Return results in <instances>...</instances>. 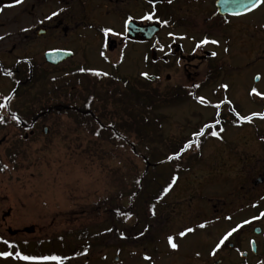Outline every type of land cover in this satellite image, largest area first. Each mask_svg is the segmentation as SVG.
<instances>
[{
    "label": "rangeland",
    "instance_id": "1",
    "mask_svg": "<svg viewBox=\"0 0 264 264\" xmlns=\"http://www.w3.org/2000/svg\"><path fill=\"white\" fill-rule=\"evenodd\" d=\"M259 15L264 16V6L249 14L248 19L252 18L257 23L250 31H246L247 39L233 59V63L242 62L248 70L239 84L252 85L261 93L260 96L252 95L254 99L252 101L257 102L255 106L250 104L249 108H237L241 115L264 113V62H250L256 59V55H261V50H264V22H262L264 17L261 18ZM257 18L260 19L257 21ZM15 27L13 26V29ZM8 46L0 45V51ZM19 46L23 51L24 45ZM147 48L148 45L144 43L126 42L123 61L118 69L120 74L137 80L135 77L137 74L146 70L147 73L150 72ZM256 48L261 50L257 52ZM243 52L245 54H242ZM37 59L43 61L42 56ZM72 59L59 67L62 70H69L78 62L77 58ZM87 65L90 69L109 72L112 63L110 64L104 55L99 54L91 55ZM46 67L48 65L45 64ZM188 70L197 75L192 82H188L186 72ZM188 70L174 66L167 67L163 70V75L169 73L170 79L164 80V76L161 75L162 80L151 83L150 87L161 95H167L181 92L180 85L200 83L201 68L194 71V68L188 67ZM254 72L261 75L255 83ZM55 80L57 83L68 82L70 85H77L80 82V79H76L72 74ZM215 84L216 82L199 84L197 95L211 101V104L215 103L216 94L211 93ZM69 89L67 87V90ZM184 90H187V87ZM11 92V82L0 76V95L8 96ZM23 100H28V94L25 92L19 99L20 103ZM54 100L62 101L64 104L66 102L62 98ZM52 103L53 101H48L46 106ZM131 103L126 101L121 108L120 116L125 120V127L122 130L134 149L140 151L142 146L137 143L139 139L137 128L141 132L140 136L145 137L146 127L138 120L141 116L139 111L141 107H137L138 103ZM17 104L19 103L9 102L11 108L16 107ZM105 111L108 112L106 117H109L110 108L107 107ZM5 112H7L6 108H0V113ZM213 112V107H204L193 100L163 110L165 115L162 114L156 128L155 126L154 129L151 128V133L145 137L154 142L153 154L164 157L171 151L159 143L164 137L181 140L180 138L189 136L188 133L195 131L197 124L209 120ZM120 116H116L118 120ZM56 117L60 116L52 115L42 124L48 127L46 136L40 132L29 135V131H26L27 138H24L25 145H23L26 154L23 158L19 157L15 169L13 162H9L6 156V149L11 147L16 136L23 138V134L19 133L12 137V134L16 133L14 128L0 127V137L2 135L10 137L0 145L1 238L13 242L17 245L16 248L25 254L61 255L65 251L61 249L66 248L68 244L71 245L72 236L61 239L58 236L71 232L80 233L74 242L79 249L77 257H68L63 264H173L174 261L203 264L215 259L210 256V252L215 246L214 242H217L228 226L226 217H231L232 209L238 203L240 193L237 190L242 176L249 183L261 171L264 158L261 146L256 141L258 138L256 134H264V119L253 120L252 125L245 127L244 124L233 122L234 124L228 125L220 133L219 138H208L199 152L192 154V150H188L183 160L185 162L186 158L190 159L193 155L194 168L179 178L177 186L166 197L163 206H159L156 218L152 219L145 215L131 216L127 222L124 221V224L120 225L124 233V238H121L120 234L109 229L111 226L109 205L118 202L119 191L123 190L122 187L118 190L115 187L116 171L122 167L125 169L124 163L132 165L133 171H137V166L142 162L137 160V155L135 156L131 151L132 146L126 150L121 145L116 147L112 142L106 144L105 140L98 139L96 144H93L86 134L71 132L70 126L73 127L72 123H74L72 120L60 117L55 119L56 123H54ZM117 119L115 121L118 124ZM40 129L39 127V131ZM76 135L79 136L78 139ZM98 136L106 137V134ZM5 165L7 167H4ZM168 166L165 165L163 171H166ZM112 169L114 171L110 174L103 171L109 172ZM166 176L167 174L162 173V178ZM232 192L237 193L235 195ZM96 194L101 198H97ZM120 203L122 204L120 206H126L128 200L123 198ZM93 205L95 212L92 210ZM136 209L137 204L134 211ZM6 211L10 213L4 216ZM205 222V228L196 227ZM185 227H192L195 231L180 237L178 234ZM8 228L19 231L9 234ZM84 233H90L91 236L87 246L82 247ZM139 234L141 236H138ZM170 235L173 236V242L178 245L176 249H172L168 244L167 237ZM62 241L66 244L63 247ZM197 252L200 253L199 256L196 255ZM145 256L150 259L145 260ZM231 262V258L224 260L225 264ZM0 264H27V262L6 258L0 259ZM46 264L55 263L46 262Z\"/></svg>",
    "mask_w": 264,
    "mask_h": 264
},
{
    "label": "flooded vegetation",
    "instance_id": "2",
    "mask_svg": "<svg viewBox=\"0 0 264 264\" xmlns=\"http://www.w3.org/2000/svg\"><path fill=\"white\" fill-rule=\"evenodd\" d=\"M12 3L13 0H0V45H9L0 51V76L9 80L11 86L12 80L7 73H24V69H29L26 61L32 62L38 76H44L46 71L63 74L80 68L90 69L87 65L88 58L101 52L112 63L108 74H120L118 69L123 61L126 42L138 43L126 39L125 21L128 20L138 25L155 24L159 27L154 38L144 43L149 44V52L153 50L155 53V59L150 63V75L155 77L153 83L162 80L161 75L167 67L174 66L183 70L191 67L194 71L201 68V82H210V76H215L217 103L221 100L230 101V104H221L219 109L221 122L226 120L227 123L222 127L223 130L230 124L239 123L245 127L252 125L253 120L264 119L255 116L251 122H236L231 111L234 109L238 112L237 108H249L250 104L255 106L257 103L252 101L253 94H250L254 86L239 84L248 72L246 66L242 62L233 63L238 49L247 39L246 31H250L257 23L252 18L248 19L249 14L254 11L242 15L221 12L216 5L217 0H171V3L168 0H21V3L9 7ZM54 11L58 13L56 16L45 19ZM149 13L153 15V19H142ZM165 20L168 21L167 24L162 23ZM13 26L16 27L13 29ZM106 27L123 35H105L102 29ZM169 33L173 35L169 36ZM205 37L219 43L197 47ZM20 44L24 45L23 51L19 49ZM55 50L69 51L71 55L62 62L53 64L46 60L45 53ZM259 50L261 49H255L257 52ZM212 53L216 55L213 56ZM39 56L43 57L42 62L37 59ZM72 58H77L78 62L69 70L59 67ZM256 61L264 62V50L250 62ZM45 64L48 67L45 68ZM186 72L189 79L197 76L195 72ZM257 75L260 79L258 72H254L253 77ZM163 76L164 80L170 79L169 73ZM98 77L102 80L106 76ZM258 80L255 79L254 83ZM222 85H227V88ZM2 99L0 95V101ZM10 102H14V99ZM6 109L8 111V107ZM256 136L264 158V134ZM258 174L249 183L242 176L237 190L240 193L238 203L232 209L231 219H226L228 226L220 237L236 224L264 211V161ZM232 193L236 195L237 192ZM217 254H210L215 259L203 264H225L224 260L228 258L232 259L231 264H264V217L234 233ZM173 264L189 263L174 261Z\"/></svg>",
    "mask_w": 264,
    "mask_h": 264
},
{
    "label": "trees",
    "instance_id": "3",
    "mask_svg": "<svg viewBox=\"0 0 264 264\" xmlns=\"http://www.w3.org/2000/svg\"><path fill=\"white\" fill-rule=\"evenodd\" d=\"M26 66L29 69L27 71L24 69V73L20 72L16 75H10L12 80V92L10 95L17 100L19 104L10 110L8 115L9 119L5 120L4 118L3 124L4 126L11 124L16 130L15 136L19 133L24 134L29 130H33L35 134L39 133V127L46 122L48 118L52 115H59L60 117L71 119L74 122L73 127L70 126L71 132L76 133V131H78L79 135L86 134L91 143L96 144V139L100 141L105 140L106 144L112 142L116 147L121 145L127 150L132 145L127 137H125V133L122 130V128L125 127V120L120 116L121 108L126 101L138 103L137 107H141L140 110L138 109L141 111V116L138 120L145 124V134L147 136L151 133V128L154 129V126L156 128L162 114L165 115L163 110H166L170 106L180 105L190 98L195 97V94H193L195 86H180L179 91L181 92L161 95L150 87L152 82L142 79L140 75L135 76L137 80H132L123 74H111L100 80L98 76L87 73L88 71L80 72L76 70L67 74H54L46 71L44 76H38L36 71H34L35 69L31 61H26ZM69 74H72L73 77L78 80L80 79V82L77 85H70L68 82L62 84L57 83L55 80L56 78L58 79ZM210 79L213 81L212 76ZM67 87L70 89L67 90ZM186 87L187 90H184ZM34 88L35 91H33ZM76 88L77 90H75ZM188 89H190V91H188ZM73 90H75V93H73ZM24 92L28 94V100H23L20 103L19 99L23 97ZM55 98H62L66 102L65 104L62 101L56 102L54 100ZM45 101H53V103L46 106L47 102L45 103ZM130 106L132 107V105ZM107 107L111 110L109 117H106L108 114V112L105 111ZM12 114L19 117V122L12 119ZM116 116H120V119L118 120ZM60 117L54 118V123H56L55 119ZM151 118L153 120H149ZM116 119L119 122L118 124L115 121ZM212 121L211 119L204 123L197 124L198 127L195 131L205 123H211ZM135 124L137 125V122H135ZM210 131L211 130L206 129L205 134L200 136L201 139L192 136L194 131L190 132L191 137L184 136L183 139L186 138L184 140L182 138L179 140V138L171 139L164 137L159 143L171 151L164 157H158L160 154H153L152 152V145L154 142L145 138L146 136H140L141 132L137 128V136H139L137 143L142 146V150L136 151L134 146H132L131 151L135 156L137 155V160L141 161L142 164L137 166V171H133L134 167L128 163H124L125 169H123V167L122 169H117L115 187L117 190L119 187H122L123 190L119 191L120 195L118 202L115 204L113 203L114 205L112 206L109 205V222L111 223L109 229H113L112 231H114V233L116 232L121 235L123 229L120 228V225H123L124 221L127 222L131 216L139 217V215H145L154 219L157 216L159 206H163L169 191L178 184L179 178L182 175L191 170V165L188 162L189 157L188 159L186 158L184 162L183 156L188 150L200 149L211 135ZM97 132H99L100 135L106 134V137L98 136ZM78 137L79 136L76 135V139H78ZM16 138L17 139L13 140L14 143H12L11 147L6 149V156L9 158L10 162H13L14 167L17 166L19 157L23 158L26 154V151L23 149V145H25L24 139ZM190 139L198 140L199 146L197 147L194 143L190 149L182 154L179 160L169 161L167 159L178 146H181ZM165 165L169 166L166 171H163L162 168ZM103 171L110 174L114 170L112 169L109 172L107 170ZM162 173L167 174L166 178H162ZM173 175L177 177V180L172 188L167 193H164L163 189L171 183V177ZM137 181L139 182L137 183ZM96 197L99 199L101 198L97 196V194ZM123 198L128 200L126 206H120L122 205L120 201ZM135 200L136 202H134ZM136 204L137 209L134 211ZM115 205H117V208ZM92 207V210L95 212V205ZM129 213L130 215H127L126 218V214ZM116 226H118L117 229ZM63 235L64 234L59 235L58 238L61 239L72 236V240L71 245H66L62 241V247L66 245V248L64 247L62 250H65L64 253L68 254L70 257H75L79 249L74 245V242L76 237L80 236V233L71 232ZM90 236V233L82 234L84 238V244H81L82 247L87 246ZM139 236L141 235L139 234ZM121 238L124 237L122 236ZM121 244L123 243L121 242ZM14 245L13 248L9 249L6 245L0 243V251L15 252L17 245ZM0 259L6 258L0 257Z\"/></svg>",
    "mask_w": 264,
    "mask_h": 264
},
{
    "label": "snow or ice",
    "instance_id": "4",
    "mask_svg": "<svg viewBox=\"0 0 264 264\" xmlns=\"http://www.w3.org/2000/svg\"><path fill=\"white\" fill-rule=\"evenodd\" d=\"M168 2L171 3V0H168ZM224 2L226 4L231 2V3H235V4L238 5V7L233 10V14L234 15L247 14V13L255 11L258 8L264 6V0H224ZM19 3H21V0H13V3L8 5V6L11 7V6H14L15 4H19ZM57 14L58 13L54 11V12L51 13L50 17H45V19H51V17H54ZM130 19H131V17L129 18V20ZM142 19L151 20V19H153V15L151 13H149L147 16L142 17ZM162 23L167 24L168 21L165 20ZM127 24H128V20L125 21V25H127ZM23 31H27V29H23ZM102 32L105 35H108V34L123 35L122 33H115L112 28H107V27L103 28ZM168 35L171 36L173 34L169 33ZM208 43L217 44L219 42L217 40H211L210 41L207 37H205L204 39L199 41V43L197 44V47H200L201 45L208 44ZM225 51H227V49H225ZM103 55H104V53L101 52V56H103ZM212 55L215 56L216 53H212ZM79 71L80 72L88 71V72L93 73L96 76H107L108 75L107 72H102V71L96 70V69L80 68ZM7 74L8 75H12L11 72H8ZM141 75L145 76L146 78L148 77L147 73H141ZM254 79L258 80L259 76L257 75L256 77H254ZM222 87L227 88V85H222ZM250 94H255L257 96L261 95V93H259L256 90V88H254V87L251 89ZM11 99H12L11 95L4 96L3 97V101L4 102L0 103V108H7L9 106V102L11 101ZM196 99L202 105L211 106V107L216 108L217 112H216L215 117L213 118V121L211 123H205L197 131H194L192 133V136L193 137L203 136L205 134V130L207 129V130H211L210 134L213 137L219 138L220 132H222L223 129L220 128L219 131H216V130H213V129H215L216 126L221 124V120L219 118L220 117L219 109H220L221 104H224V103L230 104V101L221 100L218 103L212 105L211 101L205 99L203 96H199ZM231 111L233 112V115L235 117V121L236 122H245V121L251 122L252 118L255 117V116H259L261 118H264V113H252L251 115H241L239 112H236L234 109H231ZM12 119L17 120V122H19V117L16 116L15 114H12ZM3 122H4V118L2 116H0V123H3ZM97 135H99V132H97ZM194 143L196 144L197 147L199 146L198 140H191L190 139L187 142L183 143L181 146H178V148L176 150H174L173 153L167 157V159L169 161H171V160H179L181 158L182 154H184L188 149H190L193 146ZM4 167H7V165H5ZM176 180H177V177L175 175H173L171 177V183H169L167 185V187H165L163 189V192L167 193L172 188V186L176 182ZM138 182L139 181H137V183ZM153 214H154V212H153ZM127 215H130V213L126 214V218H127ZM262 217H264V211H261L258 216H253L249 220H243L241 223H238L234 227H231L230 229H228L219 238V240L215 244V246L211 249L210 254L211 255H215L217 253V251L222 248V246L226 245V242L229 241L230 237H232L234 233H237L245 225L250 224L252 221L259 220ZM226 219H231V217H226ZM196 227L200 228V229H203V228L206 227V222L205 223H200ZM194 231H195V229L192 228V227H185L183 230H181L179 232L178 235L180 237H184V236H186L189 233H193ZM121 236H123V233H121ZM167 240H168V244L170 245V247L172 249H176L178 247V245L173 242V236H171V235L168 236ZM0 243L6 245L9 249H11V248H13L15 246L13 242H10L9 240L3 239V238H0ZM196 255L199 256L200 253L197 252ZM0 257H5V258L11 257V258H13L15 260H18V261L27 262V264H46V262H55V264H63V261L65 259H68V257L57 255L55 253H53V254H25L19 249H17L15 252H12V251H0ZM144 259L148 260V259H150V257L145 256Z\"/></svg>",
    "mask_w": 264,
    "mask_h": 264
},
{
    "label": "water",
    "instance_id": "5",
    "mask_svg": "<svg viewBox=\"0 0 264 264\" xmlns=\"http://www.w3.org/2000/svg\"><path fill=\"white\" fill-rule=\"evenodd\" d=\"M217 6H219L221 12H228L232 13L235 8L238 7L235 3H225L224 0H218ZM159 27L155 24H148L139 26L133 21H128V24L126 25V37L128 39L138 41V42H146L151 40L156 33L158 32ZM71 55V52L69 51H49L45 53V58L48 62L53 64H58L59 62H62L67 57ZM154 53H152V57H154ZM148 79H152V77H147ZM42 132L47 133V127H42ZM4 140V138L0 139V143ZM7 214V213H6ZM5 214V215H6ZM27 230V229H26ZM8 232L10 234H15V230L8 229Z\"/></svg>",
    "mask_w": 264,
    "mask_h": 264
}]
</instances>
